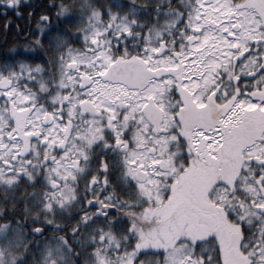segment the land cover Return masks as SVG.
Wrapping results in <instances>:
<instances>
[{
	"label": "snow or ice",
	"instance_id": "1",
	"mask_svg": "<svg viewBox=\"0 0 264 264\" xmlns=\"http://www.w3.org/2000/svg\"><path fill=\"white\" fill-rule=\"evenodd\" d=\"M0 18V264H264V0Z\"/></svg>",
	"mask_w": 264,
	"mask_h": 264
},
{
	"label": "trees",
	"instance_id": "2",
	"mask_svg": "<svg viewBox=\"0 0 264 264\" xmlns=\"http://www.w3.org/2000/svg\"><path fill=\"white\" fill-rule=\"evenodd\" d=\"M0 19H2V18H0Z\"/></svg>",
	"mask_w": 264,
	"mask_h": 264
}]
</instances>
